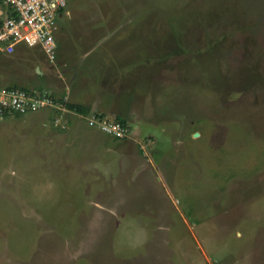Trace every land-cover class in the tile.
Instances as JSON below:
<instances>
[{
	"label": "rangeland",
	"instance_id": "1",
	"mask_svg": "<svg viewBox=\"0 0 264 264\" xmlns=\"http://www.w3.org/2000/svg\"><path fill=\"white\" fill-rule=\"evenodd\" d=\"M67 1L75 93L110 108L148 91L124 140L136 153L101 161L83 133L115 137L50 108L0 116V264H264V0ZM106 19L108 49L90 52ZM126 46L139 67L107 74L98 57ZM57 70L24 84L52 90Z\"/></svg>",
	"mask_w": 264,
	"mask_h": 264
},
{
	"label": "crops",
	"instance_id": "2",
	"mask_svg": "<svg viewBox=\"0 0 264 264\" xmlns=\"http://www.w3.org/2000/svg\"><path fill=\"white\" fill-rule=\"evenodd\" d=\"M68 6V4H67ZM13 13L12 7L4 0L2 4H0V19L4 21V19L7 16H10ZM61 16L68 15L69 17H73V10L72 9H63L60 13ZM69 18V19H71ZM65 24L61 26V29H64ZM111 22L109 20H105V22H96L92 23L89 27L92 29V32L89 30L87 31V35L84 37L85 42L89 43L90 52H96L97 50H100V48L106 43L105 50L107 51V43L109 41L110 35H95L94 32H98L100 34L101 32H111L112 31ZM99 28V31H96ZM59 29V25L57 30ZM92 33V34H91ZM119 41V44L122 46L127 42V39H124L123 36H120L117 38ZM87 40V41H86ZM117 42V43H118ZM118 45V44H117ZM119 46V45H118ZM117 47V46H116ZM127 47V46H126ZM125 47V48H126ZM133 46L127 47V51L124 52L123 48L120 52V59H116V61H109V55H101L103 57H98L99 64L101 62V65H105V69H108L109 71L107 74H112L113 69L115 68L121 75H126L130 72V70H135L139 66V64L143 61L142 59H138L136 56V49L135 52L132 53L131 48ZM131 50V51H130ZM89 51H87L86 54H89ZM107 53V52H106ZM86 54L83 55V58H86ZM105 54V53H104ZM132 54V56H131ZM134 59V60H133ZM57 62V63H56ZM55 63L51 62L48 58L47 53L43 49L41 45L33 44L29 41H21L17 43L15 46L9 48L8 50L0 53V81L6 83L11 82L10 85L5 86H15V84H22V86L19 87H28L27 84H24L26 81H30L31 78L34 77L36 70L40 72L41 74H46L47 72H53L55 68H58L56 78L52 80V90H50L54 95L57 97H63L66 94H69L70 100L68 102V111L63 110H57L50 108L54 111H56L53 118L55 121V124L60 126L63 129H67L69 125H71L75 120L83 119L87 122L85 116L91 115L93 113L102 114L105 116L113 117V118H123L127 122L132 120V118H135L136 113V107L138 98L146 99L148 96V91H139L136 88H133L129 92L125 103H118L114 106L107 108L104 105L103 99L99 96L95 99H90L89 95H77L75 93V86H72L70 77L67 75V72L70 71L74 75V78L72 81L77 79L78 75L75 71L78 70L77 68L81 67V64L78 63H72L71 59H68L65 54L62 55V57H57V61ZM68 67V68H67ZM19 75V78L17 79L16 76ZM113 76V75H112ZM16 78V79H15ZM139 79V78H138ZM138 79H135V82L133 84L138 83ZM6 80V81H5ZM125 80V79H124ZM121 83V82H119ZM2 84V83H0ZM4 85V84H2ZM17 86V85H16ZM35 89V88H31ZM39 90V89H38ZM123 90V88L121 89ZM148 90V89H146ZM73 105V107H71ZM124 105V106H123ZM79 108H82L83 111L79 110ZM47 125V123H45ZM138 131L139 127H136ZM84 134V139L89 140L90 144L94 146V150L99 152L102 147L105 151V156L107 159H103L101 161L110 160L111 156H114V160H118L121 163L122 158L132 155L134 156V153H136L134 148L129 147L130 142H125L124 140H128L131 138L121 139V138H106L102 135H100L98 132H86ZM114 137V136H113ZM120 151H119V150ZM102 152V150H100ZM107 153V154H106ZM110 156H109V155ZM125 155V156H124ZM119 156V157H116ZM108 160V161H109ZM113 161V160H112ZM98 162V161H97ZM96 165V164H95ZM100 164L96 165L95 168L100 169ZM105 169V167L103 168Z\"/></svg>",
	"mask_w": 264,
	"mask_h": 264
},
{
	"label": "built area",
	"instance_id": "3",
	"mask_svg": "<svg viewBox=\"0 0 264 264\" xmlns=\"http://www.w3.org/2000/svg\"><path fill=\"white\" fill-rule=\"evenodd\" d=\"M13 10L0 27V53L21 41L43 47L51 62L58 57L56 31L58 15L66 8L67 0H5ZM69 94L57 97L50 90H38L0 84V116L26 114L53 108L68 111ZM90 126L99 128L116 138H134V129L128 122L93 113L86 115Z\"/></svg>",
	"mask_w": 264,
	"mask_h": 264
},
{
	"label": "trees",
	"instance_id": "4",
	"mask_svg": "<svg viewBox=\"0 0 264 264\" xmlns=\"http://www.w3.org/2000/svg\"><path fill=\"white\" fill-rule=\"evenodd\" d=\"M3 2H4V0H0V4H2ZM2 23H3V21L0 19V27H1ZM71 107H73V105H71ZM78 109L81 110V111H83V109L82 108H79V106H78ZM116 119H118V120H120V121H122L124 123L127 122L125 119H123L121 117L116 118Z\"/></svg>",
	"mask_w": 264,
	"mask_h": 264
},
{
	"label": "water",
	"instance_id": "5",
	"mask_svg": "<svg viewBox=\"0 0 264 264\" xmlns=\"http://www.w3.org/2000/svg\"><path fill=\"white\" fill-rule=\"evenodd\" d=\"M198 133H196V135H197Z\"/></svg>",
	"mask_w": 264,
	"mask_h": 264
}]
</instances>
